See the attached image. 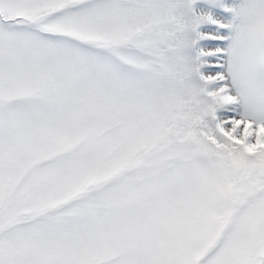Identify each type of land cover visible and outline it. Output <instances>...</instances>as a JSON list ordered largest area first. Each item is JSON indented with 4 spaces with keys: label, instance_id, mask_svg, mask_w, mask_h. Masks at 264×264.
Wrapping results in <instances>:
<instances>
[{
    "label": "snow or ice",
    "instance_id": "6c2138e0",
    "mask_svg": "<svg viewBox=\"0 0 264 264\" xmlns=\"http://www.w3.org/2000/svg\"><path fill=\"white\" fill-rule=\"evenodd\" d=\"M0 264H264V0H0Z\"/></svg>",
    "mask_w": 264,
    "mask_h": 264
}]
</instances>
